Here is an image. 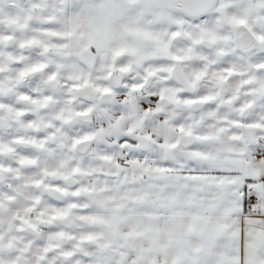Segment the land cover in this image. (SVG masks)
Instances as JSON below:
<instances>
[{"label":"snow or ice","instance_id":"6c2138e0","mask_svg":"<svg viewBox=\"0 0 264 264\" xmlns=\"http://www.w3.org/2000/svg\"><path fill=\"white\" fill-rule=\"evenodd\" d=\"M0 264H264V0H0Z\"/></svg>","mask_w":264,"mask_h":264}]
</instances>
